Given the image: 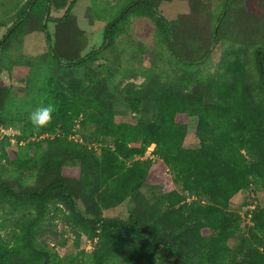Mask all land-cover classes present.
Listing matches in <instances>:
<instances>
[{
    "label": "trees",
    "instance_id": "obj_1",
    "mask_svg": "<svg viewBox=\"0 0 264 264\" xmlns=\"http://www.w3.org/2000/svg\"><path fill=\"white\" fill-rule=\"evenodd\" d=\"M161 1L121 0L104 26L101 45L68 61L52 44L47 23L69 20L76 0L60 17L50 15L52 3L62 8L55 0H27L2 35L0 46L26 19L37 18L53 67L64 76H46L39 88L38 106L53 110L47 126L34 127L28 118L15 136L20 151L34 148L38 155L10 159L1 145L7 165L0 162V199L33 211L11 240L0 235V264H152L155 259L160 264H264V206L256 198L259 191L264 197V36L251 55L225 49L210 77L195 73L171 82L149 75L139 86L112 89L90 69L134 16L150 19L170 54L186 67L205 61L211 47L224 41L222 14L228 13L230 0H223L210 43L194 58L178 51L174 23L160 11ZM62 81L69 84L65 89ZM117 100L132 113L118 114ZM192 116L198 146L190 148L184 140ZM151 145L152 157H144ZM70 166L76 176L63 174ZM7 172L21 187L25 177L47 181L18 189ZM145 185L159 186L153 200L143 192ZM242 191H247L241 208L249 222L231 209L232 198ZM125 200L131 202L126 218L102 215ZM51 201L64 206L74 226L98 237L85 260L59 259L38 241ZM237 232L242 235L230 247Z\"/></svg>",
    "mask_w": 264,
    "mask_h": 264
},
{
    "label": "rangeland",
    "instance_id": "obj_2",
    "mask_svg": "<svg viewBox=\"0 0 264 264\" xmlns=\"http://www.w3.org/2000/svg\"><path fill=\"white\" fill-rule=\"evenodd\" d=\"M27 0H0V39L17 18L18 10ZM62 6L57 9L51 5L50 15L60 17L70 0H55ZM121 0H76L71 8L73 15L64 23L48 22L47 29L51 34L52 44L58 46V52L63 61L76 56H83L90 50L101 45L104 26L111 14L117 9ZM223 0H203L195 5L189 0H162L159 9L169 21L174 23L173 35L175 45L182 56L198 57L209 45L211 34L218 25V18L223 9ZM224 38L222 42L211 47V52L205 61L192 67H186L178 62L169 52L155 28L153 22L145 17H131L124 30L116 37L114 44L99 54V58L90 69L98 70L105 77L109 87L127 89L139 86L149 75L158 76L163 81H173L184 75L191 77L198 73L210 77L217 69L225 49L233 47L240 57L243 49L251 55L254 47L264 36V0H230L228 13H223ZM178 23V24H177ZM88 70V68H87ZM69 74V72L67 71ZM57 74L53 62L48 56L44 33L40 30L37 18L26 19L18 31L0 46V153L1 145L10 159L17 156L28 157L35 154L34 148L20 151L15 136L19 133L21 124L29 118L30 113L38 106L39 88L44 77ZM66 78V77H64ZM63 88L68 82L62 81ZM190 85V84H189ZM192 88L196 85L191 83ZM112 88V89H113ZM114 109L118 114L130 115L131 109L121 101H114ZM197 118L192 116L188 121V130L184 140L186 147H197L195 134ZM9 137V144L4 143V137ZM99 147L98 143H91ZM24 145V141L20 142ZM43 145V151L46 145ZM149 148L145 156H151ZM155 159V158H154ZM0 162L7 165L0 157ZM12 185L18 189L39 187L47 180L44 178L27 179L20 186L15 182V176L4 173ZM64 175L76 176L75 167H67ZM15 179V180H14ZM176 188L180 189L177 184ZM146 197L160 191L159 186L145 185L142 188ZM247 191H242L231 200V209L244 215L242 203L246 200ZM258 205L264 206V197L256 193ZM256 198L254 199L257 203ZM131 206L130 200H125L116 208L103 211L104 217L126 218ZM32 209L28 207H13L0 199V235L11 240L13 231H18L20 224L29 216ZM33 211V210H32ZM66 209L56 201L48 204L47 216L38 229V241L57 255L59 259L82 261L98 243V237L89 235L66 216ZM242 233L237 232L228 241L234 247ZM152 264H160L154 260Z\"/></svg>",
    "mask_w": 264,
    "mask_h": 264
},
{
    "label": "clouds",
    "instance_id": "obj_3",
    "mask_svg": "<svg viewBox=\"0 0 264 264\" xmlns=\"http://www.w3.org/2000/svg\"><path fill=\"white\" fill-rule=\"evenodd\" d=\"M51 106L41 105L30 113V120L34 127H45L52 119Z\"/></svg>",
    "mask_w": 264,
    "mask_h": 264
},
{
    "label": "built area",
    "instance_id": "obj_4",
    "mask_svg": "<svg viewBox=\"0 0 264 264\" xmlns=\"http://www.w3.org/2000/svg\"><path fill=\"white\" fill-rule=\"evenodd\" d=\"M152 149H153V145H151V146L149 147V150L152 151ZM151 151H150V154H151ZM151 156H152V154H151ZM149 157H150V156H149ZM253 207H254V203H250L249 206H248V208H250V209H252ZM246 221L249 222V215L247 216Z\"/></svg>",
    "mask_w": 264,
    "mask_h": 264
}]
</instances>
